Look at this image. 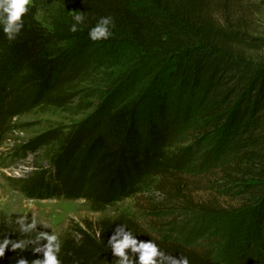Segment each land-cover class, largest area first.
<instances>
[{
    "label": "trees",
    "instance_id": "trees-1",
    "mask_svg": "<svg viewBox=\"0 0 264 264\" xmlns=\"http://www.w3.org/2000/svg\"><path fill=\"white\" fill-rule=\"evenodd\" d=\"M51 2L63 9L54 30L37 18L34 0L16 40L8 41L0 31V118L10 120L40 104L85 54H100L108 67L128 76L129 84L105 99L97 131L73 135L57 152L47 171L48 176L53 174L52 181L45 177L37 186L38 178L33 177L23 181L21 193L84 198L97 208L133 193L148 176H157L163 177L157 184L163 195L171 196L172 191L182 195L181 181L186 177L169 167L171 161L163 152L173 124L168 112L176 107L180 122H186L199 110L186 135L208 139L211 148L222 151L218 182L232 186L229 193L238 194L251 208L247 233L261 229L264 235V58L257 54L264 39L242 30L241 19L231 16L228 7L237 0ZM77 11L86 20L82 30L73 33L69 26ZM109 15L115 20L113 37L92 42L89 29ZM121 223L138 240L152 239L169 255L186 256L190 264H216L181 243L158 240L128 216L102 218L94 228L75 229L78 239L62 238L63 264H115L105 245ZM5 234L13 240L25 239L13 225L0 220V238ZM249 238L264 242L261 235ZM34 246L21 252L9 245L0 264L42 259V253L31 251Z\"/></svg>",
    "mask_w": 264,
    "mask_h": 264
},
{
    "label": "rangeland",
    "instance_id": "rangeland-1",
    "mask_svg": "<svg viewBox=\"0 0 264 264\" xmlns=\"http://www.w3.org/2000/svg\"><path fill=\"white\" fill-rule=\"evenodd\" d=\"M33 3L34 0L30 5ZM35 4L37 18L49 30H54L63 9L51 0H35ZM228 9L232 17L241 19L242 30L264 39V0H237ZM257 54L264 58V48ZM82 57L69 67L40 104L10 120L0 118V220L28 238L20 233L15 219L18 215H28L30 222L34 214L39 221L38 231H55L61 240L67 235L78 239L80 235L75 229L94 228L102 218L128 216L158 240L181 243L213 258L216 264H264V242L249 238L261 235L264 239L261 229L254 231L256 234L247 233L252 222L251 208L238 194L229 193L232 186L218 182L222 151L211 148L208 139L201 141L186 135L189 122L196 120L199 110L186 122H180L181 113L176 107L171 106L168 112L173 124L163 152L171 161L169 167L186 177L181 181L185 191L182 195L174 191L171 196L163 195L157 188L163 177L157 176H148L133 193L97 208L84 198L59 197L53 192L35 196L21 193L23 181L33 177L38 178L37 186L45 177L52 181L54 176H48L47 171L57 152L73 135L97 131L96 121L104 113L105 99L117 94L120 86L129 84L123 71L108 67L100 54ZM175 119L179 121L174 123ZM6 123L11 127L3 128ZM48 135L50 138H45ZM26 201L32 202V210L26 208ZM199 205L208 208L202 209ZM223 206L224 212H214ZM35 235V232L30 234L32 238Z\"/></svg>",
    "mask_w": 264,
    "mask_h": 264
},
{
    "label": "clouds",
    "instance_id": "clouds-1",
    "mask_svg": "<svg viewBox=\"0 0 264 264\" xmlns=\"http://www.w3.org/2000/svg\"><path fill=\"white\" fill-rule=\"evenodd\" d=\"M32 0H0V31L3 32L8 41H14L24 29V17L29 12ZM73 23L69 30L73 33L82 30L86 17L82 11H77L73 17ZM115 27V20L112 16H102L95 26L88 31V37L92 42L108 41L113 37L112 28ZM25 206L32 210L34 205L26 201ZM15 223L19 231L26 234L28 238L13 240L8 234L0 238V257L11 245V250L21 252L30 248L33 254L42 253L43 258L34 259L31 264H63L60 259L62 242L60 235L55 231H38V219L33 214L30 219L28 215H18ZM43 227V225H42ZM36 233L32 238L30 234ZM99 235V233L97 234ZM46 241V243H42ZM107 248H110L115 259V264H190L186 256L179 257L167 254L161 250L154 240H138L125 224H117L114 233L108 239ZM17 264H29L27 259H19Z\"/></svg>",
    "mask_w": 264,
    "mask_h": 264
}]
</instances>
